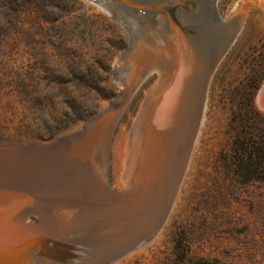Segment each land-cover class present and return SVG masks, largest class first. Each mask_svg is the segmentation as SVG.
<instances>
[{
    "label": "rangeland",
    "instance_id": "rangeland-1",
    "mask_svg": "<svg viewBox=\"0 0 264 264\" xmlns=\"http://www.w3.org/2000/svg\"><path fill=\"white\" fill-rule=\"evenodd\" d=\"M189 1L0 0V171L7 164L34 169L47 165L46 158L61 160L84 128L115 120L107 168L110 187L123 191L132 123L157 81L144 60L147 71L131 84L141 37L158 26L171 31L170 20L184 24L204 60L205 118L167 221L157 217V206L154 217L139 221L145 226L112 240L102 238L111 232L104 218L66 250L44 239L45 249L51 244L46 262L264 264V182L242 181L235 171L244 138L252 134L256 146L264 144V111L257 105L264 84V0ZM16 180L0 174V182ZM192 187L205 201L191 195Z\"/></svg>",
    "mask_w": 264,
    "mask_h": 264
},
{
    "label": "bare ground",
    "instance_id": "bare-ground-1",
    "mask_svg": "<svg viewBox=\"0 0 264 264\" xmlns=\"http://www.w3.org/2000/svg\"><path fill=\"white\" fill-rule=\"evenodd\" d=\"M170 25L168 32L160 26L146 31L134 60L131 84L139 83L144 60L147 69H156L157 81L146 91L132 123L121 174L124 190L109 184L107 146L115 120L98 121L72 136L61 160L44 158L47 165H34L36 170L19 165L5 169L7 164L0 174L20 185L0 182V264H57L61 260L44 259V239L52 237L58 242L56 250L59 245L66 250L83 242L92 225H101L104 218L111 232L102 238L112 240L145 226L139 221L154 217L157 206H162L157 217L167 221L188 173L208 101L202 53L186 25L172 20ZM257 105L264 111V84ZM22 169L24 178L18 177ZM29 212L33 222L26 221Z\"/></svg>",
    "mask_w": 264,
    "mask_h": 264
},
{
    "label": "trees",
    "instance_id": "trees-1",
    "mask_svg": "<svg viewBox=\"0 0 264 264\" xmlns=\"http://www.w3.org/2000/svg\"><path fill=\"white\" fill-rule=\"evenodd\" d=\"M244 138V141L237 148V156L235 161V171L245 182L263 181L264 182V144L260 145L254 142L253 135ZM196 191V190H195ZM194 187L189 189L191 195L199 196L198 200H203L204 195L200 191L194 194ZM207 199V198H206Z\"/></svg>",
    "mask_w": 264,
    "mask_h": 264
},
{
    "label": "water",
    "instance_id": "water-1",
    "mask_svg": "<svg viewBox=\"0 0 264 264\" xmlns=\"http://www.w3.org/2000/svg\"><path fill=\"white\" fill-rule=\"evenodd\" d=\"M47 245H49L48 247H46V249L45 250H48L49 251V247H50V242L47 244ZM48 248V249H47Z\"/></svg>",
    "mask_w": 264,
    "mask_h": 264
}]
</instances>
